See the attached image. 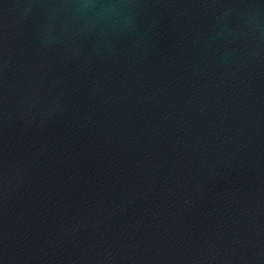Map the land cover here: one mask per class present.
<instances>
[{"label":"water","instance_id":"water-1","mask_svg":"<svg viewBox=\"0 0 264 264\" xmlns=\"http://www.w3.org/2000/svg\"><path fill=\"white\" fill-rule=\"evenodd\" d=\"M0 264H264V0H0Z\"/></svg>","mask_w":264,"mask_h":264}]
</instances>
